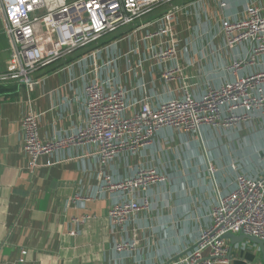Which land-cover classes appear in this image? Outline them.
<instances>
[{"label":"crops","instance_id":"crops-1","mask_svg":"<svg viewBox=\"0 0 264 264\" xmlns=\"http://www.w3.org/2000/svg\"><path fill=\"white\" fill-rule=\"evenodd\" d=\"M223 1L224 10L220 0L161 4L134 24L100 38L102 44L95 48L78 49L43 66L33 76L37 84L31 93L32 108L27 90L18 84L16 93L0 96V264H171L196 247L211 225L218 195L233 192L238 175L264 178L260 112L252 121L228 129L204 126L200 136L163 129L152 144L136 154L122 152L103 170L115 181L132 177L141 168H153L165 177V182L149 189V210L121 229L108 213L129 196L102 187L96 146L57 150L42 157V167L32 175L22 153L21 120L30 109L38 115L43 140L69 138L85 123V86L96 65L98 77L109 88L127 91L132 113L141 102L158 106L181 98L182 81L162 80L161 65L151 59L150 48L157 41L145 39L162 26L168 12H174L177 64L195 97L209 85L219 87L264 71V56L237 76L229 70L233 58L248 57L250 47L244 44L231 54L225 50L222 20L241 18L253 0ZM3 32L0 22V73L10 59ZM92 51L97 52L95 58L89 56ZM210 164L216 170L214 178L208 172ZM123 241H136V249L117 253L114 246ZM226 241L230 249V240ZM226 264H264V257L259 246L245 242L233 247Z\"/></svg>","mask_w":264,"mask_h":264},{"label":"built area","instance_id":"built-area-1","mask_svg":"<svg viewBox=\"0 0 264 264\" xmlns=\"http://www.w3.org/2000/svg\"><path fill=\"white\" fill-rule=\"evenodd\" d=\"M171 1L174 0H0V19L10 44L8 68L0 73V81H14L26 89V101L32 108L31 93L37 84L33 76L43 66L66 58L106 33L134 24L144 14ZM226 6L220 0V8L224 10ZM162 21V26L145 39L157 41L150 48L151 59L161 65L162 80L166 83L182 81L181 98L158 106L141 102L139 109L132 113L127 91L120 86L109 88L98 77L100 67L96 65L92 70L93 78L85 86L87 118L73 136L43 140L38 115L31 109L21 120L22 153L31 175L42 167V157L64 147H97L102 187L129 196L114 204L108 213L111 223L121 229L140 212L149 210V189L165 182V177L153 168H141L123 181L102 174L122 152L136 154L152 144L163 129L200 136L204 126L228 129L252 121L256 112L264 116V71L238 77L219 87L209 85L201 97H195L183 69L177 64L174 12H168ZM221 32L224 48L230 54L244 44L250 47L247 58L231 61L229 70L237 76L245 66L253 65L257 58L264 56V0H253L241 18H224ZM96 54L92 51L89 56L95 58ZM215 171L210 164L208 172L212 178ZM76 199L81 200L79 196ZM211 219V225L201 233L196 247L171 264L228 263L230 249L223 239L228 233L264 240V178L238 175L233 192L218 195ZM136 245V241H123L115 244L114 250L131 252Z\"/></svg>","mask_w":264,"mask_h":264},{"label":"water","instance_id":"water-1","mask_svg":"<svg viewBox=\"0 0 264 264\" xmlns=\"http://www.w3.org/2000/svg\"><path fill=\"white\" fill-rule=\"evenodd\" d=\"M224 240H230V253L232 252V249L235 245H242L245 242H250L253 243L257 246H259L261 253L264 257V240L259 239L257 237H252V236H246V235H234L231 233H228L224 235L223 237Z\"/></svg>","mask_w":264,"mask_h":264},{"label":"trees","instance_id":"trees-1","mask_svg":"<svg viewBox=\"0 0 264 264\" xmlns=\"http://www.w3.org/2000/svg\"><path fill=\"white\" fill-rule=\"evenodd\" d=\"M115 31V30H114ZM113 32V31H112ZM110 34L106 33L104 36H102L101 38H104L106 35ZM98 44H102V40H96L94 42H91L90 44H88L84 48L85 51H87L86 49H92L95 48ZM18 90L17 84L14 81H0V96L2 95H8V94H14L16 93Z\"/></svg>","mask_w":264,"mask_h":264},{"label":"rangeland","instance_id":"rangeland-1","mask_svg":"<svg viewBox=\"0 0 264 264\" xmlns=\"http://www.w3.org/2000/svg\"><path fill=\"white\" fill-rule=\"evenodd\" d=\"M0 22H2L3 23V21L0 19ZM4 24V23H3ZM3 26V25H2ZM2 29H3V27H2ZM2 31V30H1ZM4 33V32H3ZM1 34V33H0ZM7 71V70H6Z\"/></svg>","mask_w":264,"mask_h":264}]
</instances>
